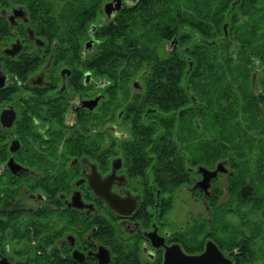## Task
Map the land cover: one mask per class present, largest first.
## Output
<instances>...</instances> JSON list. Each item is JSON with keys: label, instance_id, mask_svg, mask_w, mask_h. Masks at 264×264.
<instances>
[{"label": "trees", "instance_id": "1", "mask_svg": "<svg viewBox=\"0 0 264 264\" xmlns=\"http://www.w3.org/2000/svg\"><path fill=\"white\" fill-rule=\"evenodd\" d=\"M101 1L74 0L68 19L55 9L48 15L32 13L35 32L49 44L53 41L52 63L59 58L67 63L77 60L79 41L86 37L85 27L100 11ZM232 1L135 0L123 4L109 22L99 26V41L84 62V67L106 80L100 89L96 139L104 138L103 123L118 108L129 122L133 136L120 144L128 170L144 173L151 165L149 169L163 173L158 187L171 192L189 183L198 165L212 168L215 162H224V173H219L224 185H213L212 193L204 197L210 215L195 219L199 220L197 228L210 230L209 235L227 249L239 244V221L249 240L254 228L264 226V191L257 193L264 190V114L260 109L264 103V0H237L231 7ZM3 32L6 27L0 23L2 37ZM169 40L172 47L158 53L157 47ZM39 59L35 57L30 67L17 60L7 70L22 80L34 65L41 64ZM76 71L73 67L71 78L78 75ZM134 78L141 87L130 89ZM11 89L12 85L1 88L0 97L6 98ZM35 106L31 103L29 109H22L16 121L18 133L34 134L28 129V116L38 113ZM144 106H148L146 120L140 118ZM56 119L60 120L59 115ZM86 127L81 121L79 133L67 139L82 141ZM131 146L136 151H128ZM144 146L148 160H141ZM93 149L92 145H67L69 154L75 155L74 150ZM170 203V195L163 197V214ZM204 220L214 224L204 225ZM221 226L227 227L225 237L216 232ZM238 261L235 257L233 264Z\"/></svg>", "mask_w": 264, "mask_h": 264}, {"label": "flooded vegetation", "instance_id": "2", "mask_svg": "<svg viewBox=\"0 0 264 264\" xmlns=\"http://www.w3.org/2000/svg\"><path fill=\"white\" fill-rule=\"evenodd\" d=\"M73 1L0 0V23L6 27L4 37L0 36V89L12 85L6 98L0 97V264H163L165 246H178L183 253L193 254L202 251L207 240L229 257L231 264L235 257L239 259L238 264H264L263 225L254 228L252 236L258 239L254 244L259 252L258 261L246 258L247 254L252 255L254 247L249 246L242 221L237 224L239 244L230 249L211 237L210 230L196 226L199 222L196 216L210 215L204 197L212 193L213 185L221 184L219 173L224 171H218L203 188L194 185L200 178L196 168V174L190 176L189 188L192 194L199 191L203 211L193 212L196 215L189 220H171L161 208L163 197L170 195L158 187L163 173L149 169L151 165L144 173L131 172L124 163L125 151L120 144L133 134L121 108L103 123L107 129L104 138L96 139L101 120L99 102L103 93L100 89L106 80L84 67L85 57L95 50L100 37L99 26L109 22L123 4L135 0H120V7L108 15L102 9V3L107 0H102L100 11L85 27L86 37L79 41L77 60L67 63L59 58L52 63L53 41L49 44L46 38L38 36L32 13L48 15L55 9L68 19ZM111 2L113 4L114 0ZM169 33L174 35L175 32L170 30ZM171 40L166 43L168 48L174 44ZM35 57L42 59L41 64L34 65L22 80L7 70V66H13L17 60H23L26 67H30ZM73 67L78 75L71 78ZM61 68L68 71L60 73ZM129 84L130 89L141 87L136 78ZM31 103L36 104L38 112H29L28 116V129L34 134L18 133L16 121L22 109H29ZM147 111L148 106H144L141 119H147ZM58 115L60 120L56 119ZM39 117L54 122L57 131L54 136L49 135L50 124H43L44 129L32 128L31 124L39 123ZM81 121L87 125L85 138L68 140L71 134L79 133ZM87 137L95 140L85 141ZM37 140L41 143H36ZM126 143L132 145L133 142ZM69 144L92 145L95 149L74 150L78 155L69 154ZM105 146L109 149H103ZM131 150L136 151V146L128 149ZM99 152L104 155L95 156ZM141 152L145 153L141 160L150 158L147 146L141 148ZM126 162L129 164V156ZM92 170L98 173L99 180L110 177L108 190L120 198L122 209L127 210L129 202L133 201L128 214L119 215L95 193L88 183ZM215 181L218 183L212 184ZM72 194L77 205L70 202ZM145 195L149 196L148 200L144 199ZM204 221L207 226L214 224ZM216 232L225 237L227 227L221 226Z\"/></svg>", "mask_w": 264, "mask_h": 264}, {"label": "water", "instance_id": "3", "mask_svg": "<svg viewBox=\"0 0 264 264\" xmlns=\"http://www.w3.org/2000/svg\"><path fill=\"white\" fill-rule=\"evenodd\" d=\"M112 0H107L102 3V9L108 15L111 10H116L120 7V0H114L112 4ZM234 0L231 2V7L233 6ZM223 33H225V24L222 25ZM89 42L86 41V44ZM63 71H68L66 68H61L60 73ZM135 84V83H134ZM96 100V97L93 98ZM12 113V112H11ZM222 162H216L214 167L208 169L202 165L197 166V171L200 173V178L195 181L194 185H201L203 188L207 186V183L210 178L214 177L218 171H224ZM98 173L95 170L91 171L90 180L88 179V183L93 188L95 193L101 196L108 207L113 209L119 215L128 214L130 209L133 206V201L129 202V207L127 210L122 209L119 206L120 198L114 193L108 190V182L107 179L110 177H104L103 179L98 178ZM74 195L70 196V202L73 205H77V202L73 201ZM102 247V246H101ZM178 246L170 245L165 246L164 254H163V264H231V260L229 257L222 255L221 252L217 249L215 244L211 240H207L204 244V248L199 253L186 254L177 248ZM104 252H106L105 248L102 247ZM102 250V251H103ZM107 258V256H106ZM102 264H105L104 262Z\"/></svg>", "mask_w": 264, "mask_h": 264}, {"label": "rangeland", "instance_id": "4", "mask_svg": "<svg viewBox=\"0 0 264 264\" xmlns=\"http://www.w3.org/2000/svg\"><path fill=\"white\" fill-rule=\"evenodd\" d=\"M167 41L162 42L158 47V53H164V47L166 46ZM259 75V72H258ZM102 106V103L99 102V107ZM260 109L261 112L264 114V103L260 104ZM54 122L50 121V120H45V119H41L39 117V123H34L31 124L32 128L34 130H37V127H42V129H44L43 124H46V126L48 124H50L51 126V130L49 131V135L52 137L54 135L56 131L55 126H53ZM74 130V128H72ZM55 130V131H54ZM63 130V129H62ZM92 135H94V132H91ZM45 142V141H44ZM36 143H41L40 140H37ZM53 155V154H52ZM196 178V177H195ZM214 181V180H213ZM190 183V182H189ZM189 183H184L181 184L175 188H173V190L170 192L168 191V193L170 194L171 197V206L170 208L166 211L165 216L167 214H169V218L171 220H184V219H191L192 215H196L193 214V212H202L203 211V202H202V196L200 195L199 191L195 192V193H191V190L189 188L190 184ZM213 183H218V181L212 182ZM219 183H224L223 177L220 178ZM219 184V186L221 187L222 185ZM264 190H259L257 193L262 192ZM257 195H261V194H257ZM186 211H188V213L186 214ZM260 240V239H259ZM255 242H258L257 238H253L250 240V247H254L252 249V255L247 254V259L249 260H253L258 258V249L257 247H255ZM254 258H252V257ZM258 261V259H256ZM252 264V263H249Z\"/></svg>", "mask_w": 264, "mask_h": 264}]
</instances>
